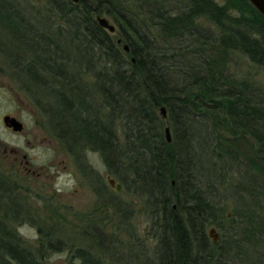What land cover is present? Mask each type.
Returning <instances> with one entry per match:
<instances>
[{
    "label": "trees",
    "instance_id": "trees-1",
    "mask_svg": "<svg viewBox=\"0 0 264 264\" xmlns=\"http://www.w3.org/2000/svg\"><path fill=\"white\" fill-rule=\"evenodd\" d=\"M0 53L19 87L46 96L62 143L90 147L147 198L158 264H222L206 234L230 223L219 187L232 185L240 222L264 210V18L247 0H0ZM47 233V250H71ZM22 245L0 219V264H40ZM92 253L72 255L105 264Z\"/></svg>",
    "mask_w": 264,
    "mask_h": 264
},
{
    "label": "rangeland",
    "instance_id": "rangeland-1",
    "mask_svg": "<svg viewBox=\"0 0 264 264\" xmlns=\"http://www.w3.org/2000/svg\"><path fill=\"white\" fill-rule=\"evenodd\" d=\"M108 21L113 25L111 19ZM7 64L0 53V219H5L26 251L38 250L40 264H79L72 255L74 248L102 255L105 264H158L147 198L133 191L130 178L129 187L115 192L106 176L121 182L114 172L109 173L101 155L83 143H62L44 113V104L50 109L46 96L19 87ZM254 75L264 83L260 70ZM3 115L19 120L23 131L8 130L2 123ZM20 164L39 176L21 172ZM231 186L214 192L215 203L221 202L225 208L221 214L230 223L225 232L207 226L206 234L214 228L219 238L218 243L210 239L211 259L222 264H264V221L258 222L264 210H256L250 221L240 222L238 213L248 214L229 194ZM114 202L115 207L111 205ZM7 210L12 215L6 217ZM13 215L15 221L9 219ZM43 232H48L53 242L65 241L71 250H47ZM8 257H4L6 264H12Z\"/></svg>",
    "mask_w": 264,
    "mask_h": 264
},
{
    "label": "water",
    "instance_id": "water-1",
    "mask_svg": "<svg viewBox=\"0 0 264 264\" xmlns=\"http://www.w3.org/2000/svg\"><path fill=\"white\" fill-rule=\"evenodd\" d=\"M71 3H78L79 0H70ZM252 7H254V9L264 18V0H247ZM98 25L102 28V29H107V31L110 34H115L116 29L113 25H111L108 21V19H106L103 16H99L97 15L95 17ZM121 40H118V43H120ZM126 52L128 51V47H124V49ZM161 118H163L164 120L167 118V114L165 112V108L162 107L159 109ZM3 122L4 125L7 128H10L11 130L15 131V132H19L21 133L23 131V125L21 122H19V120L15 119L14 117L11 118L9 116H5L3 118ZM164 133H165V138H166V142L169 144L171 143V138L172 135L170 133V129L168 126H165L164 128ZM106 181L108 186L112 189H115V192L117 193H121L123 191L121 184L119 183H115V180L112 178L110 179L109 176H106ZM173 183V182H172ZM172 208H174V205L172 206ZM175 209V208H174ZM208 238L212 239V241L214 243H217L219 241V238L216 234V231L214 230V228L210 229V231L208 232Z\"/></svg>",
    "mask_w": 264,
    "mask_h": 264
},
{
    "label": "flooded vegetation",
    "instance_id": "flooded-vegetation-1",
    "mask_svg": "<svg viewBox=\"0 0 264 264\" xmlns=\"http://www.w3.org/2000/svg\"><path fill=\"white\" fill-rule=\"evenodd\" d=\"M8 115H3L1 117V120L3 121V118ZM10 117V116H9ZM12 118V117H11ZM4 123V122H2ZM5 126V125H4ZM6 127V126H5ZM7 128V127H6ZM8 130H11L10 128H7ZM20 170L21 172H25L27 175H35L36 177L39 176V174L36 175V171H31L27 166H23V164H20Z\"/></svg>",
    "mask_w": 264,
    "mask_h": 264
}]
</instances>
